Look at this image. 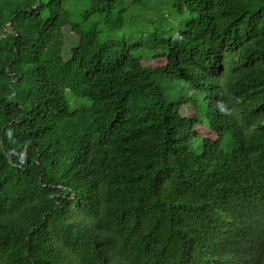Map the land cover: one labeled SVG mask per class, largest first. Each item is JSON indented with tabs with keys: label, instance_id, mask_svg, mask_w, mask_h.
I'll use <instances>...</instances> for the list:
<instances>
[{
	"label": "trees",
	"instance_id": "1",
	"mask_svg": "<svg viewBox=\"0 0 264 264\" xmlns=\"http://www.w3.org/2000/svg\"><path fill=\"white\" fill-rule=\"evenodd\" d=\"M0 264H264V0H0Z\"/></svg>",
	"mask_w": 264,
	"mask_h": 264
},
{
	"label": "rangeland",
	"instance_id": "2",
	"mask_svg": "<svg viewBox=\"0 0 264 264\" xmlns=\"http://www.w3.org/2000/svg\"><path fill=\"white\" fill-rule=\"evenodd\" d=\"M65 39L67 41V45L70 46L71 43L74 41V35L71 32H66ZM163 61H164L163 58L148 59V60L145 61V64H160ZM67 95H68V97L69 96L72 97V95L69 92H67ZM94 106H95V111H94L95 113L92 114V115H88V118L91 119V120L93 119L94 121H96V120L100 119V117L103 118V111L101 109L100 103L99 104H94ZM85 119H86V116L83 117V120H85ZM76 126L79 127V124L76 123ZM204 129L207 130V128H205V127H204Z\"/></svg>",
	"mask_w": 264,
	"mask_h": 264
}]
</instances>
